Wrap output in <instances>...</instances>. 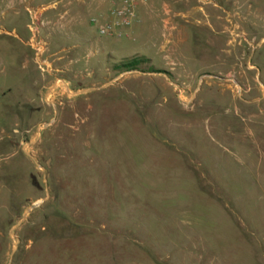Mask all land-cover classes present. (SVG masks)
Listing matches in <instances>:
<instances>
[{
	"label": "rangeland",
	"instance_id": "1",
	"mask_svg": "<svg viewBox=\"0 0 264 264\" xmlns=\"http://www.w3.org/2000/svg\"><path fill=\"white\" fill-rule=\"evenodd\" d=\"M161 1L174 45L95 25L46 101L0 72V264H264V0Z\"/></svg>",
	"mask_w": 264,
	"mask_h": 264
},
{
	"label": "crops",
	"instance_id": "2",
	"mask_svg": "<svg viewBox=\"0 0 264 264\" xmlns=\"http://www.w3.org/2000/svg\"><path fill=\"white\" fill-rule=\"evenodd\" d=\"M165 5L161 0H150L148 4L140 5L139 19L131 27L129 38H134L139 32L155 33L161 29L166 39L161 45L162 49L167 42L168 46L174 45L177 37L179 38L177 32L180 26L175 21L176 12L165 10ZM109 8L108 0H0V29L6 31H0V72L5 75L16 73L20 75L22 81H31L30 86L27 85L25 88L27 92L30 93L29 90L35 88L39 92L38 96L46 101L45 96L51 86L52 76L49 73H42L35 63V50L31 44L35 32L38 33L39 42L44 45V57L53 65H59L66 70L72 63V60L64 63L66 56L83 44L89 43V29L95 26L91 20L106 15ZM22 17L25 18L24 21L20 20ZM35 70L39 75L36 74L34 78L32 72ZM1 92L2 95L11 94L12 88L4 87ZM26 94L25 97L28 96ZM26 105L33 113L41 110L35 98H27ZM29 129L28 127L22 129L21 123L16 122L11 132L20 133V130ZM19 136L16 135L18 140ZM16 137L13 139L11 134L8 135L9 144L15 148L18 142ZM16 171L18 169L13 167L9 168L7 173L16 176ZM24 179L26 182L27 179ZM25 182L24 185L27 184ZM11 192L12 190H8L5 193L4 202L5 196Z\"/></svg>",
	"mask_w": 264,
	"mask_h": 264
},
{
	"label": "built area",
	"instance_id": "3",
	"mask_svg": "<svg viewBox=\"0 0 264 264\" xmlns=\"http://www.w3.org/2000/svg\"><path fill=\"white\" fill-rule=\"evenodd\" d=\"M108 2L110 3V8L106 15L101 16V20L97 17H94L91 22L93 25L98 26V32L101 36L121 39L124 37H130L129 31L134 23L139 19V6L148 4L150 0H108ZM41 8L44 9V7ZM0 31L6 32L4 29H0ZM168 43L169 42L166 43L165 47L168 46ZM31 44L35 50V63L42 73H49L53 77L54 74H63L65 72L64 69L55 67L48 58L44 57V45L39 42L37 31L35 32L34 40L31 41ZM56 80L59 84L61 83L62 86L65 87L66 92L69 94L71 93V90L69 89V81H67L62 76ZM177 90L179 95L183 97L185 94V89L177 87ZM52 92L53 89L51 92H49V95Z\"/></svg>",
	"mask_w": 264,
	"mask_h": 264
},
{
	"label": "trees",
	"instance_id": "4",
	"mask_svg": "<svg viewBox=\"0 0 264 264\" xmlns=\"http://www.w3.org/2000/svg\"><path fill=\"white\" fill-rule=\"evenodd\" d=\"M150 62L149 59L141 58V59H133L128 63H124L121 67H117L121 72H133L140 71L142 73H161L163 70L155 69L154 67H149L147 69L142 68V64ZM156 264H161L158 260L155 261Z\"/></svg>",
	"mask_w": 264,
	"mask_h": 264
}]
</instances>
